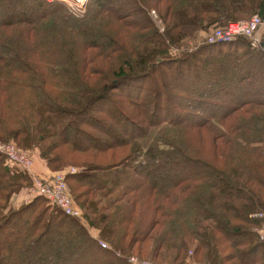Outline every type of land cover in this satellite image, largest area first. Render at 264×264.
<instances>
[{
    "label": "trees",
    "instance_id": "16d2710c",
    "mask_svg": "<svg viewBox=\"0 0 264 264\" xmlns=\"http://www.w3.org/2000/svg\"><path fill=\"white\" fill-rule=\"evenodd\" d=\"M255 11L264 16V0H88L83 14L61 0H0V139L52 170L81 161L70 191L112 245L45 196L11 207L33 178L0 152L1 264L23 247L48 263L38 256L59 249L60 231L87 241L70 264H132V244L153 238L163 264H188L189 250L198 264H264V77L252 70L264 73V48L238 37L171 52Z\"/></svg>",
    "mask_w": 264,
    "mask_h": 264
},
{
    "label": "rangeland",
    "instance_id": "374dc122",
    "mask_svg": "<svg viewBox=\"0 0 264 264\" xmlns=\"http://www.w3.org/2000/svg\"><path fill=\"white\" fill-rule=\"evenodd\" d=\"M48 1H53V0H48ZM63 1L68 6H70L72 8V10L74 12H76L77 14L80 13V12H82V14H83V11H85L86 6H87V2H88V0H86L85 4H83V2L85 0H63ZM4 9H6L5 5H4ZM254 13L255 14H253L250 18H243V19H239V20H250L253 16L258 14V13H256V11ZM150 14H152L154 19H156V21L158 23L157 26H158L159 30L161 32H164L165 25H164V23L162 21V18L159 16L158 11L156 9H154V8H151ZM239 20H237V21H239ZM220 26L221 27H225L226 25L225 26L224 25H213V26L210 27V29L208 31H201L198 34L194 35L193 38L185 39L179 46L176 45V47H173L171 52L172 53H174V52H178V53L182 52L183 53V52H192L193 50L198 49L201 45H203L205 43V41H206L208 35L211 33V31L214 28L220 27ZM261 40L264 43V27L262 28V31H261ZM226 63H227V67H229L234 62H233V59L230 58V60H226ZM220 65H221V63L220 64L219 63L215 64L214 66L211 67V70L213 68H214V71L217 70ZM253 65H254V63H253ZM252 70L256 74V76L258 75L260 78L264 77V73L262 72L260 74V72H259L260 70L258 68H252ZM228 76H229L228 77L229 79L233 78L232 73H230ZM177 79H178L177 76H175V74L173 72H170L168 74V77H167V85L164 86V89H166V91L173 90L174 84H175ZM131 83L132 82H129V79H128V81L127 80L124 81L123 82L124 89L129 91L128 86ZM188 83L192 84V81L190 82V80H188ZM256 86L258 88L259 87L261 88V89L259 88L260 92L264 96V84L260 83V81H259V82H256ZM167 102L168 101H167L166 97H164L163 98L164 105H166ZM100 105H102V104H100ZM148 105L150 106L151 104H148ZM106 107H107L108 110H110V105H107ZM67 128H70L74 140H76V141H81L82 140V137L77 132V126H76V122L75 121L74 122L73 121L70 122L67 125ZM116 130L118 131V129H116ZM0 141H2L3 143H7V144H15L17 147H19L14 141H3L1 139H0ZM19 148L22 151H24L26 153V155H28V157L30 158V160L32 162V165H31L30 169L26 173H28V175H30L33 178V182H32V187H31V185L28 186V187H24L20 191L14 193L11 196L10 206L13 207V208H18V207L22 206L23 204L31 201L34 198V196H38V195L35 194L37 192L36 189H35V185H36L37 181L47 182L49 188L52 189V185L55 184V178L56 177L59 178L60 176L62 177V175H64L65 176L64 180H65V182L67 184L66 194H67V197L69 198L71 210L74 212L75 217H77L79 220L83 221L87 225L92 237H94L99 242L100 245H101L100 242H104V243H106L108 245V247L112 248V245L108 241H106V240H104V239H102L100 237V235H99L100 231L97 228H95V227L92 228V227L89 226V224L87 223V221H86V219L84 217L85 216L84 215L85 214L84 210L79 205L76 204V200L74 199V197L72 196V193L70 191V187H69V184L67 182L68 173L75 172L76 170H79V167H77V165L83 166L84 164H82L81 161H76L74 163L70 162L69 164L67 162V165H65V166H63V167H61L59 169H56V170L53 169L52 170L50 167H48L46 165V162H45L46 160L43 159L38 154V152H36L34 150L24 149V148H21V147H19ZM36 156H38L37 159L40 160V162L43 165L46 166V169L47 168L49 169L51 175L49 174V176H42L39 172L37 173L35 171L34 167H36L37 162H38V161H36ZM119 178H120L119 180L122 183H124L125 185L129 184V181H130L129 178H127V177L122 178L121 176ZM20 195H23V198H21ZM71 217H73V216H71ZM263 225H264V223H263ZM263 225L261 226L259 231H261ZM51 234L54 235L53 237L55 238V240L59 241L60 245H56V247H59V249H54V248L51 249V250L47 249L46 250L47 253L42 254L43 256H40V255L38 256L39 258H42V257H45V256L49 257V259L46 260V262L47 261H49V262L46 263V264H70L72 262V257H73L72 254H73V252L80 250L79 249L80 246H82L83 248H85L87 246V241H86L85 237L80 235V234H76L77 237L74 238V239H71V238H68V237L64 236L61 231L57 232L56 234H54V233H51ZM233 238L234 239H238V238H240V235H234ZM155 247H156V239H154V238L153 239H146V240H144L142 242H135L131 246V248H133L132 252H134L135 254H131L130 256H128V258L135 256V257L139 258L141 261L146 260V261H149V262L154 263V264H161V263L163 264V263H165L162 259L156 258V256H154V257L152 256V254L154 253V250L156 249ZM24 249H25L24 247L22 249L18 248V254L14 258V261H16L17 264H27V261H28L29 264H42L41 262H39V261H37L35 259V256L37 255V253H32L31 254V252H27L26 254H27L28 257H26V258L21 257V251L22 250L24 251ZM229 252H231V251L228 250L227 253H229ZM95 253H96L97 257H94V258H95V260H97L99 255H98L97 251H95ZM30 254L32 256H30ZM138 254L144 256L145 259H142V258L138 257ZM187 254L188 255H187L186 263H188V264H198L196 262H190V261H193L192 258H191L194 255L192 250H189ZM38 257H36V258H38ZM86 261H88V260H86ZM81 262H83V261H81ZM234 262H235V264H238L237 260H235ZM0 264H1V262H0ZM2 264H13V263H10L8 261H5V262L2 261Z\"/></svg>",
    "mask_w": 264,
    "mask_h": 264
},
{
    "label": "built area",
    "instance_id": "2783aa9c",
    "mask_svg": "<svg viewBox=\"0 0 264 264\" xmlns=\"http://www.w3.org/2000/svg\"><path fill=\"white\" fill-rule=\"evenodd\" d=\"M85 4V1L83 2ZM264 27V16L259 14L253 16L250 20H239L230 22L225 27H216L208 35L206 43H219V42H231L238 37H245L251 47L260 48L264 47V43L261 40V31ZM0 152L6 155L10 162L19 164V166L26 172L30 169L32 162L28 155L22 151L15 144H7L0 141ZM65 176L62 175L59 178H55V184L52 185V189L49 188L47 182L37 181L35 185L36 195H42L47 197L52 204L60 208L66 215L75 217L74 212L71 210L70 201L67 197V184L64 180ZM256 216L262 218L263 213H258ZM77 218V217H76ZM260 238L264 240V225L259 231ZM103 248H109L104 242H100ZM120 255V253H118ZM132 264H154L149 261H141L139 258L133 256L129 258Z\"/></svg>",
    "mask_w": 264,
    "mask_h": 264
},
{
    "label": "crops",
    "instance_id": "0c3cea01",
    "mask_svg": "<svg viewBox=\"0 0 264 264\" xmlns=\"http://www.w3.org/2000/svg\"><path fill=\"white\" fill-rule=\"evenodd\" d=\"M36 161H38V160H36ZM34 169H35V171L38 173H40L42 176H49V174H50V171H49V169L47 170L46 169V166L45 165H43L41 162H40V160L37 162V165H36V167H34ZM51 175V174H50ZM20 197L21 198H23V195H20Z\"/></svg>",
    "mask_w": 264,
    "mask_h": 264
}]
</instances>
